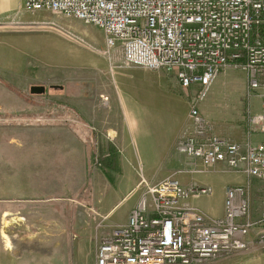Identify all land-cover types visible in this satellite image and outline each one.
<instances>
[{"label": "rangeland", "instance_id": "obj_1", "mask_svg": "<svg viewBox=\"0 0 264 264\" xmlns=\"http://www.w3.org/2000/svg\"><path fill=\"white\" fill-rule=\"evenodd\" d=\"M193 94L163 70L124 64L95 25L2 0L0 232L5 212L25 219L10 223L12 247L0 233V248L39 264H94L103 236L136 204L142 177L185 185L208 169L178 149ZM258 99L246 72L229 65L199 106L216 134L239 141L245 132L255 142ZM255 208L264 215V195ZM263 235L264 220L249 248L264 250Z\"/></svg>", "mask_w": 264, "mask_h": 264}, {"label": "built area", "instance_id": "obj_2", "mask_svg": "<svg viewBox=\"0 0 264 264\" xmlns=\"http://www.w3.org/2000/svg\"><path fill=\"white\" fill-rule=\"evenodd\" d=\"M22 2L27 11L50 10L95 25L109 49L122 51L124 64L163 70L183 89L192 88V123L178 149L204 167L221 165L246 176L226 187L218 217L187 203L211 193L209 186L170 177L149 184L142 177L136 204L124 224L103 236L94 264H206L248 249L264 220H254L251 212L252 181H264V140L221 137L199 105L225 67L241 68L249 92L259 98L260 112L251 120L264 134V0Z\"/></svg>", "mask_w": 264, "mask_h": 264}, {"label": "crops", "instance_id": "obj_3", "mask_svg": "<svg viewBox=\"0 0 264 264\" xmlns=\"http://www.w3.org/2000/svg\"><path fill=\"white\" fill-rule=\"evenodd\" d=\"M13 3H15V0H11V4ZM1 5L2 0H0V10ZM248 139H250V137L245 134V132H243L239 137H237L236 140H239L240 142H245ZM261 139H263L261 134H258L254 137L255 142L261 141ZM202 168L199 170L200 173L198 175L193 176V181L191 182L202 186H209L212 191L207 195L192 196L187 201V203L191 206L198 207L209 215L215 217L222 216L224 213V198L226 187L229 185H233L232 183H244L246 181V176L244 173L240 172L237 173L225 171L222 169L221 165L210 167L208 169ZM217 172L227 173V176L218 175L219 173ZM189 183L190 180L189 182H186L185 185H188ZM216 191L217 194H215V196L212 195V197L211 194H214ZM120 193H122L121 195L119 194L121 197L124 196L123 190ZM263 195L264 181L257 179L253 180L251 187V212L254 220H258L264 217V215L259 214L255 208L256 197ZM118 220L119 224H122L126 221V216L122 215ZM13 250L14 249H10L9 251H6L0 248V264H39L33 262V260L27 255H23L17 260V256L14 255ZM11 254H13V256H11ZM206 264H264V250L258 251V247L252 246L246 250L238 251L231 256L219 257L217 259L207 262Z\"/></svg>", "mask_w": 264, "mask_h": 264}, {"label": "bare ground", "instance_id": "obj_4", "mask_svg": "<svg viewBox=\"0 0 264 264\" xmlns=\"http://www.w3.org/2000/svg\"><path fill=\"white\" fill-rule=\"evenodd\" d=\"M154 184V183H153ZM25 218L22 217H15V216H10L9 212H5L2 216V228H1V236L4 238L5 244H7L8 247H12L13 239L15 235L10 234L8 232L9 227H11L10 223L14 222L17 224H20L21 221H23Z\"/></svg>", "mask_w": 264, "mask_h": 264}, {"label": "water", "instance_id": "obj_5", "mask_svg": "<svg viewBox=\"0 0 264 264\" xmlns=\"http://www.w3.org/2000/svg\"><path fill=\"white\" fill-rule=\"evenodd\" d=\"M30 92L35 94H43L46 92V86L45 85H32L30 87Z\"/></svg>", "mask_w": 264, "mask_h": 264}]
</instances>
